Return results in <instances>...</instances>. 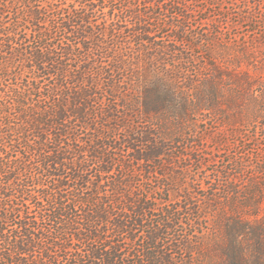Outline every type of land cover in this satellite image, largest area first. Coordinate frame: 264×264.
Listing matches in <instances>:
<instances>
[{
    "label": "trees",
    "instance_id": "trees-1",
    "mask_svg": "<svg viewBox=\"0 0 264 264\" xmlns=\"http://www.w3.org/2000/svg\"><path fill=\"white\" fill-rule=\"evenodd\" d=\"M15 1L0 0V264H213L212 250L207 262L199 246L174 239L183 207L156 213L153 201L179 182L169 146L196 112L216 116L234 137L227 173L252 166L247 152L263 157L246 180L218 179L222 195L203 191L206 208L222 216L214 262L263 264L264 199L255 188L264 185V143L258 153L247 147L264 141L259 2L242 0L245 28L200 73L184 51L212 41L189 25L186 0ZM166 26L175 36L163 45L156 34ZM60 33L65 42L54 43ZM244 54L251 70L240 67ZM165 57L166 81L153 65L135 70ZM124 70L127 79L117 76ZM144 179L157 182L148 196Z\"/></svg>",
    "mask_w": 264,
    "mask_h": 264
},
{
    "label": "rangeland",
    "instance_id": "rangeland-1",
    "mask_svg": "<svg viewBox=\"0 0 264 264\" xmlns=\"http://www.w3.org/2000/svg\"><path fill=\"white\" fill-rule=\"evenodd\" d=\"M6 1L9 4V0ZM44 1L45 0H40L41 3ZM256 1H258L260 6L264 9V1ZM10 2L11 5H14L15 7L16 1L10 0ZM186 2L188 3L190 10H192L190 14V22H188L189 25L193 27L192 29L197 27L196 33L208 35L212 42H210L209 45L202 46L201 48L188 49L187 51L185 50L184 54L186 52L191 58L195 59V61L199 63L196 66L199 69L201 68L200 73H206L202 69L205 65L204 61L207 60V63H213L214 61L212 60V57L219 56L220 53L228 47L226 45L229 44V39H232L234 34L238 35L241 33L245 28L244 26L246 23L243 22V14L241 13L243 2L242 0H186ZM47 19H52V17L50 18L49 16ZM173 19H175L174 22L178 20L176 17ZM162 20H164L163 17ZM92 21H101V15L93 16ZM161 23L163 22L161 21ZM172 29L173 28L166 26L162 29V31L157 32V40L162 39V43H160L163 45L167 44L168 41L173 39L175 36V33ZM251 36L257 38L259 37V34ZM63 38H65V35L60 33L59 36L54 40V43H58L60 40L65 42ZM30 39V43L33 44V38ZM121 39L122 38H119L118 40L120 41ZM240 39L244 41L242 38ZM125 40H130L129 45L131 47V53L136 54V44L131 38ZM107 44L109 47H111L110 42L107 41ZM181 46L187 47L186 44ZM230 50L231 54L235 53L236 51L232 50V48ZM83 57L86 58V55L84 54ZM248 59L249 58L244 54L243 62L240 64L241 69H252L251 65H248L250 63V60ZM107 63L108 61L104 59V64L106 65ZM168 63H171L170 57H165L163 60L157 61V63H155V61H138V63L135 64V70H142L145 72L147 65H150L151 67L153 65L154 67L152 68L155 71H158L159 74H157L160 75L164 81H166L169 79L168 74H170L171 70V67L168 65ZM187 74L189 77L196 75L194 73V68H190V71ZM117 76L122 77V79H127L129 76V71L124 70L122 75L117 74ZM195 77L196 78L193 79H200L197 78V76ZM179 85L184 86L183 79L180 80ZM187 94L190 96L189 92H187ZM106 100H108V98ZM134 121L140 122L143 121V119H135ZM185 122L188 124L185 125V128H187L184 131L181 129L184 135L182 136L181 133L180 135L175 136L174 139L177 141L174 144L170 143L169 146V149H171L169 153L174 156L172 160L178 165V168L175 169L174 173L176 174L174 176L179 179V182L169 184L168 187L172 190L171 194H163L159 191L156 195L154 194L156 199L153 201L156 204L155 208L158 209L155 212L157 213L160 208H163V206L166 210L169 208L175 209L176 207L178 209L180 206H182L183 209L181 211L179 210L180 227H178V229L174 232V239L189 240L195 248L199 246L200 252L202 254L204 253L205 255V260L210 256L209 251L212 250L214 252V261H219L221 255L215 253L216 248L213 250V247L219 244L221 235L224 231L222 229L223 227L221 223V210L218 212H210L208 209H210L211 206L206 208L208 206H206V202H204L203 197L205 194L208 195L215 189H218L216 193L222 195L220 190L221 186L220 182H218V179L224 180L228 176H237L246 180V177L254 175V166L256 165L257 161H262L261 159L263 157L258 154L256 158L251 152H247L244 154V156L245 158L248 157L250 159L251 163H253L251 164L252 166L246 167L240 173L237 172V174L234 173V170L231 173H227L232 166L234 167V164L232 163V158L234 157V137L229 135L227 128L225 129V127L219 123V118L212 115L210 116L207 113L205 114L203 112H196L194 114H190L189 120ZM144 127L147 126L144 125ZM252 130L253 129H250V131ZM243 139H246V137L243 136ZM263 143L264 141H257L256 143L250 142L247 144V147L258 153V148H261ZM180 155L183 156H181V158L176 157ZM188 155L191 157L194 155L197 159L202 161V164H193L191 161L192 159L187 157ZM142 183H146L145 186L148 191V193H145V196L149 195V187H154L157 185L156 179H144ZM238 183L241 187L244 185V182L242 183L239 181ZM204 189H206V191L208 190V194L207 192H203ZM257 192L259 193V198L263 197L264 199V185L263 187H256L255 193L258 194ZM186 195L188 197L191 195L190 200L187 202L184 201L186 200ZM167 203H170V206L166 205ZM252 207L253 206L250 205L246 208H243L242 211L247 213ZM175 214H177V212L171 211L172 216ZM245 247L246 246L244 245L243 248ZM188 255L189 253L186 254V256ZM182 256L183 254H179L177 256L176 261L178 263L180 262ZM194 256L195 259H199L198 254ZM209 260L210 259L208 258L207 262H209ZM214 261L213 264H216Z\"/></svg>",
    "mask_w": 264,
    "mask_h": 264
}]
</instances>
